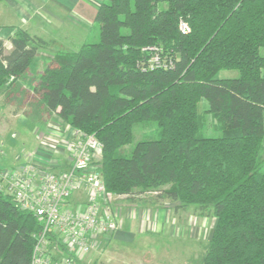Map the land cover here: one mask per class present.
<instances>
[{"label":"trees","instance_id":"obj_1","mask_svg":"<svg viewBox=\"0 0 264 264\" xmlns=\"http://www.w3.org/2000/svg\"><path fill=\"white\" fill-rule=\"evenodd\" d=\"M95 22L100 40L53 57L25 102L97 137L115 206L195 205L215 219L201 264H264V0H103ZM10 41L7 50L0 38V89L30 73L48 46L24 29ZM151 46L174 66L146 68ZM233 69L238 77H219ZM202 99L220 136L203 134ZM148 121L158 138L126 154L135 125ZM149 191L160 195L138 197ZM40 226L0 191V264H32Z\"/></svg>","mask_w":264,"mask_h":264},{"label":"built area","instance_id":"obj_2","mask_svg":"<svg viewBox=\"0 0 264 264\" xmlns=\"http://www.w3.org/2000/svg\"><path fill=\"white\" fill-rule=\"evenodd\" d=\"M179 27L189 31L184 21ZM143 50L150 53L144 67L174 66L161 48ZM55 123L54 132L40 135L30 158L12 167L0 163V191H8L20 210L40 221L32 264H87L88 254L121 229L114 205L118 197L106 191L100 172L103 145L97 137L62 120ZM78 195L80 200H74Z\"/></svg>","mask_w":264,"mask_h":264},{"label":"rangeland","instance_id":"obj_3","mask_svg":"<svg viewBox=\"0 0 264 264\" xmlns=\"http://www.w3.org/2000/svg\"><path fill=\"white\" fill-rule=\"evenodd\" d=\"M15 12L5 2L0 1V24H4L5 22L18 24V17ZM95 23L94 29L91 30L88 40L89 43L100 40V26L97 22ZM2 28L5 27H0L1 32L7 35L10 27L6 29ZM68 48L76 50L79 47L75 48L74 45V47L71 46ZM68 48L64 47L63 50ZM261 53L264 54V48ZM238 76L239 71L236 69L222 70L219 72L220 78H235ZM13 95L14 93L10 90H5V94H0V104H2L3 97H7V99L11 98V102H14L15 105V108H10L5 104L3 111L0 106V129H3L1 135L2 141L0 140V163L5 167L15 166V164H18L25 157H27L26 159L30 158V154L38 146L39 139H37V135H42L44 129V126L40 125L34 116H31L27 120L26 125H23L21 122H16V124L8 127L9 121L5 120L4 113H14L13 111L16 109V111L23 110V114H25L31 113L33 109V111L37 110L38 112L39 108L37 102L25 104L20 99H13ZM208 109V101L202 99L199 102L198 110L203 134L205 136H220L222 134L220 131L221 124ZM44 117L49 118L48 115H44ZM65 125L67 126V124ZM27 135L30 137L33 135L34 139L36 138V142L33 145L23 140V137ZM156 138H158L156 122L148 121L135 125L133 141L125 147L126 154H130L135 144L140 140ZM262 157L264 158V149ZM8 193L6 191V194ZM159 195L160 193L156 191H149L138 197L151 201ZM125 200V198L119 200L117 208ZM156 204L168 205L164 198L158 200ZM196 207L195 205H190L191 219H189L188 225L184 226V223L179 220H167L168 224L163 223L162 228L157 233L158 227L156 221L153 225L149 224L151 228H146L147 225L142 223V229H151L150 232H143L142 234H138L137 232L132 234L129 228L131 221L125 216L124 211H122V217H124L121 219L123 220L121 238H113V235H110L109 241L106 244L94 248L88 254L87 264H201L212 235L215 219L212 216H203L201 211ZM199 229L202 231V234L197 232ZM147 233H154V236L147 235Z\"/></svg>","mask_w":264,"mask_h":264},{"label":"crops","instance_id":"obj_4","mask_svg":"<svg viewBox=\"0 0 264 264\" xmlns=\"http://www.w3.org/2000/svg\"><path fill=\"white\" fill-rule=\"evenodd\" d=\"M5 2L9 7L16 11L18 17V24H12L11 22H5L0 24V27H5L6 29L10 27L9 33L4 34L0 30V38L5 41V46L7 50L12 48L10 36L15 32L16 29H24L28 31L31 35L40 37L48 42V46L41 48L39 50L38 56L34 59L31 64L30 73L24 74L22 77L17 79L13 85L7 84L5 88L0 89V94H5V90H10L14 93L13 99L25 102V95L27 91H32L34 88V83L38 80L40 73L46 68L48 62L59 53L64 52H77L85 43H88L91 30L95 27V17L97 14L98 7L103 0H0ZM91 27V28H90ZM5 31V30H3ZM78 48L72 50L73 46ZM77 45V46H76ZM79 45V46H78ZM64 47L68 49L63 50ZM62 50V51H61ZM36 63V64H35ZM10 100V101H9ZM11 98L3 97L2 104H5L10 108H15L14 102H11ZM32 101H26L25 104L31 103ZM39 104L38 112L31 110L30 113H24L21 111H13L14 113H4L5 120H8V127L16 124V122H21L23 125L27 124V120L34 116L37 122L44 126L43 133L54 132L53 124L55 122H60L61 119L57 114L51 113L49 118L46 116V108L41 101H34ZM11 112V111H10ZM21 113V114H20ZM3 129H0V140L2 141ZM42 133V134H43ZM40 135H37L39 139ZM36 139V138H35ZM33 135L23 137V140L33 145L36 140ZM39 145V141H38ZM37 146L35 149H37ZM43 153L42 150H39ZM49 155L44 156L49 160ZM19 158V157H18ZM81 195H78L74 200H80ZM122 199V198H121ZM119 199V200H121ZM168 205H144L138 203H132L125 200L119 208H117L118 213L122 217V211H124L125 216L130 219V231L132 234L136 232L142 234L143 232H150L151 229H142V223L150 225L156 221L158 231L162 228L163 223L168 224L167 220L182 221L184 226L188 225L189 219H191V210L189 207L186 209L176 208L178 203H171L165 200ZM170 202V204H169ZM119 201L117 202L118 205ZM117 207V206H116ZM173 209V210H172ZM187 223V224H186ZM123 225V220H122ZM121 225V229H122ZM145 226V225H144ZM151 228V227H150ZM121 229L113 234V238H121ZM200 234L202 231L197 230ZM156 234V233H155ZM204 234V231H203ZM147 235L154 236V233ZM196 238V237H195ZM198 240V238H197Z\"/></svg>","mask_w":264,"mask_h":264}]
</instances>
